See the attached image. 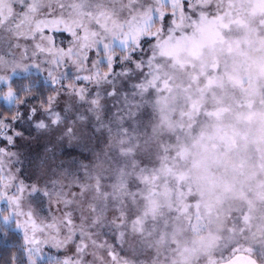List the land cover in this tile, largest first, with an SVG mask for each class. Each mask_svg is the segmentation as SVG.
I'll return each mask as SVG.
<instances>
[{
    "label": "clouds",
    "instance_id": "clouds-1",
    "mask_svg": "<svg viewBox=\"0 0 264 264\" xmlns=\"http://www.w3.org/2000/svg\"><path fill=\"white\" fill-rule=\"evenodd\" d=\"M32 2L2 0L0 131L6 129L13 144L0 151V264H165L163 252L147 243L164 219H149L140 231L128 218L141 207L129 187L139 161L117 164L129 146L150 164L167 142L156 133V95L141 88L148 74L137 68L147 66L153 45L135 46L132 33L113 24H123L130 13L140 19L153 0H35L37 11L25 19L21 7ZM82 2L92 15L73 23L72 5ZM9 6H16V17H7ZM98 6L110 15L97 16ZM60 18L73 31L83 26L90 42L62 29L42 30ZM97 46L105 55L91 54ZM237 206L228 202L215 214L222 225L211 226L217 264H226L233 244L264 247V235L233 234ZM36 221L44 231L34 232ZM253 223L264 224V204ZM113 251L125 255L114 262ZM252 258L264 264V255Z\"/></svg>",
    "mask_w": 264,
    "mask_h": 264
},
{
    "label": "snow or ice",
    "instance_id": "snow-or-ice-1",
    "mask_svg": "<svg viewBox=\"0 0 264 264\" xmlns=\"http://www.w3.org/2000/svg\"><path fill=\"white\" fill-rule=\"evenodd\" d=\"M15 7L7 8L8 18L17 16ZM37 7L33 0L21 13L27 19ZM143 7L140 19L130 13L123 24L117 19L113 24L132 33L135 46L153 45L147 66L137 68L148 74L141 88L156 95V133L167 142L150 164L135 155L133 146L117 159V164H140L129 187L141 207L128 218L140 231L149 219H164L153 226L157 238L147 243L157 254L163 252L165 264H196L201 256L217 264L218 237L211 226L222 227L215 214L226 203H236L240 212L234 235L252 240L264 235V224L253 223L258 205L264 204V0H153ZM98 8L97 16L110 15ZM89 15L86 3L72 5L73 23ZM61 29L90 42L83 26L73 31L63 18L45 22L42 30ZM97 53L105 55L99 46L91 54ZM11 144L9 132L0 131V151ZM33 229L42 232L45 225L36 221ZM228 251L226 264H255L252 256L264 255V247L258 251L255 245L233 244ZM124 255L113 251L110 259Z\"/></svg>",
    "mask_w": 264,
    "mask_h": 264
}]
</instances>
